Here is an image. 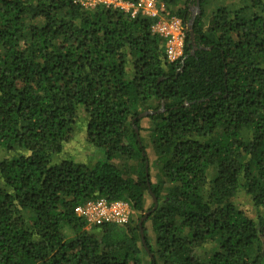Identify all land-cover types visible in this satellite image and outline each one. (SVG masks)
Here are the masks:
<instances>
[{"label": "trees", "instance_id": "16d2710c", "mask_svg": "<svg viewBox=\"0 0 264 264\" xmlns=\"http://www.w3.org/2000/svg\"><path fill=\"white\" fill-rule=\"evenodd\" d=\"M158 1L0 0V264H264V0ZM100 197L138 219L87 229Z\"/></svg>", "mask_w": 264, "mask_h": 264}, {"label": "built area", "instance_id": "2783aa9c", "mask_svg": "<svg viewBox=\"0 0 264 264\" xmlns=\"http://www.w3.org/2000/svg\"><path fill=\"white\" fill-rule=\"evenodd\" d=\"M85 7H93L99 3L119 7L129 12L131 17L145 15L149 17L159 16L163 5L158 0H137L136 3L123 0H75ZM177 18H159L153 25V30L166 38V56L173 61L182 53L183 34L181 37L182 23ZM77 216L81 217L86 228H96L107 223L125 225L131 221L132 209L129 204L122 200L109 201L103 197L86 201L74 208Z\"/></svg>", "mask_w": 264, "mask_h": 264}, {"label": "rangeland", "instance_id": "374dc122", "mask_svg": "<svg viewBox=\"0 0 264 264\" xmlns=\"http://www.w3.org/2000/svg\"><path fill=\"white\" fill-rule=\"evenodd\" d=\"M174 19L175 17H169V19ZM176 19V18H175ZM179 20V19H178ZM180 22V21H179ZM181 23V22H180ZM182 26V30H183V32L180 34L181 35V37H182V34H183V41H184V37H185V27L183 26V25H181ZM82 123V122H81ZM141 125L142 126H148L149 125V120L148 119H143V120H141ZM77 131L79 132V135H82V133H83V129H82V125H80V123H79V125H78V129H77ZM142 136H144L145 138L147 137L146 136V134L145 133H142L141 134ZM145 142L146 143H148V141H147V139H145ZM82 149V146L81 145H76V146H72V147H70L69 149H68V153L69 154H71V155H73V156H79V152H80V150ZM2 156V154L0 153V157ZM97 158L98 157V154H95V156H94V158ZM117 163H120V161H118ZM156 170L155 169H153L152 170V173L153 172H155ZM145 205L146 206H148V204L150 203V198L147 196V197H145ZM244 209L245 210H249V206H247V205H245V207H244ZM133 212V211H132ZM138 214H136V213H132V217H131V220H136V219H138ZM205 251V250H204ZM201 254L202 253H200V254H198V255H200L201 256ZM141 258H142V260H143V264H149V261H148V258L144 255V254H142L141 255Z\"/></svg>", "mask_w": 264, "mask_h": 264}, {"label": "water", "instance_id": "95a60500", "mask_svg": "<svg viewBox=\"0 0 264 264\" xmlns=\"http://www.w3.org/2000/svg\"><path fill=\"white\" fill-rule=\"evenodd\" d=\"M195 11H198V2H196V5H195ZM194 15H195V13L193 14V17H194ZM191 22H192V20H191ZM191 22L189 23V28L191 27ZM162 109H163V106L161 105V108L159 109V111H161ZM152 112H153V111H145V112L139 114L138 117L146 116V115H148V114H151ZM134 129H135V132L138 131L136 127H134ZM145 170H147V163H145ZM151 196H152V199H153V201H154V207H153V208H155V206H156V199H155V197H154L153 194H151ZM147 215H148V212L145 213V214L143 215V217L140 218V220H139V222H138V223H139V226H140L141 241H142L143 245H145V244H144V239H143V236H142V226H141V223L143 222V220L145 219V217H146ZM144 247H145V249L147 250L146 246H144Z\"/></svg>", "mask_w": 264, "mask_h": 264}]
</instances>
